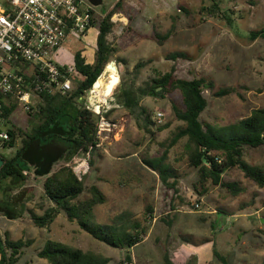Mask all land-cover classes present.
<instances>
[{
  "label": "rangeland",
  "instance_id": "rangeland-1",
  "mask_svg": "<svg viewBox=\"0 0 264 264\" xmlns=\"http://www.w3.org/2000/svg\"><path fill=\"white\" fill-rule=\"evenodd\" d=\"M116 1L91 4L93 25L86 33L67 38L61 48L72 54L83 49L86 61H93L97 24ZM213 3L218 7L215 13L209 14L202 8ZM224 14L231 19L230 23ZM112 20L114 26L107 38L117 49L111 58L117 71L104 67L96 93L91 87L82 99L96 112L115 100L113 95L120 81L115 86L112 83L110 95L105 92L111 74L117 73L120 80L123 77L127 83L133 81L138 86L172 66L177 77H206L213 82L211 90H203L207 105L200 115L202 122L219 128L244 117L253 108L264 106V40L248 37L250 30L264 28V0H123ZM169 31L170 35L159 43V37ZM171 51H184L188 56L172 59L167 55ZM71 59L67 54L65 63L70 64ZM117 59H122L121 63ZM140 60L144 65L136 71L134 66ZM226 87L233 90L225 95L215 94ZM36 100L33 96L30 103L34 105ZM94 104L99 105V111ZM140 105L146 110L143 115L138 109L130 112L119 106L109 117L105 116L111 123L106 137L90 153L81 152L73 158V167L84 177L82 198L87 196L90 184L98 185L106 197L105 202L95 206L89 220L97 233L99 225L112 222L132 233L141 231L140 240L131 247L108 245L82 229L77 221H69L63 211L49 227H37L23 200L19 219L0 218L2 235L7 231L13 240L33 239L23 247L15 264H45L46 259L38 257L37 250L48 238L99 252L109 258L106 264H121L126 253L131 254V264H222L212 250L204 251L206 246L201 242L208 238L231 264H264V186H257L233 167L224 171L222 181L238 182L243 187L240 193L233 195L210 181L204 183L203 190L196 168L188 164L183 152L182 137L169 149L166 159L178 175L177 191L167 189L143 160L159 156L165 145L160 142L166 143L183 124L173 108H182L181 94L175 89L159 96L150 90L141 96ZM158 110L164 113L161 123L154 119ZM73 111L68 105L64 117H71ZM147 115L150 122L142 128ZM34 124V118L19 102L7 123L16 136L10 146H0V154L13 155L20 145L17 127L30 132ZM160 125L165 127L158 131ZM243 157L264 169V144L245 146ZM25 188L29 207L41 212L39 205H50L42 196L41 177L29 171ZM150 203L153 211L147 213L145 206ZM133 222L138 223L137 228L130 224Z\"/></svg>",
  "mask_w": 264,
  "mask_h": 264
},
{
  "label": "trees",
  "instance_id": "trees-1",
  "mask_svg": "<svg viewBox=\"0 0 264 264\" xmlns=\"http://www.w3.org/2000/svg\"><path fill=\"white\" fill-rule=\"evenodd\" d=\"M123 0H117L112 7L107 9L97 24L95 37V52L93 61H86L82 55L83 49L73 52V62L61 64L60 68H71L68 73L72 81L70 90H53L52 92H36L27 88L36 97L35 104L30 103L27 113L35 120L30 132L17 127L20 136V145L13 155H1L3 163L0 166V215L9 219H15L22 215L21 201L26 190L25 181L28 172L35 177L42 178V196L50 201V205L42 207L41 213L34 208L25 207L29 216L37 227L47 228L53 222L60 211H63L69 221H77L82 229L100 238L108 245L115 247H131L140 240L141 231L129 232L116 223L101 224L97 233L94 225L89 220L94 215L97 204L105 202L106 197L101 188L96 184H90L87 188V196L82 198L85 190L84 177L73 167V158L78 153H90L96 148V127L100 116L109 115L119 106L127 108L130 112L138 109L143 115L146 110L140 105V98L153 91L154 94L163 96L165 92L178 90L181 94L182 108L174 106L176 116L183 124L174 131L168 141L160 142L164 150L159 156L146 158L143 163L155 171L158 178L167 189L177 191V173L174 168L166 163L169 149L176 142L185 137L183 152L187 155L188 164L195 167L198 175V183L206 190L204 183L210 181L213 185H221L228 191L237 195L243 190L236 181H222V174L227 169L237 167L245 178H249L259 187L264 186V169L253 166L243 157L245 146L258 147L264 144V106L251 109L249 114L228 123L219 128L210 123L202 122L200 115L207 105V99L203 95L204 89H212L214 84L206 77L183 78L174 75V67L169 71L159 73L147 81L144 85L135 86L134 82L127 81L122 77L113 95L114 102L108 108L96 112L89 104L82 101L84 93L92 87L93 82L102 73L105 65L117 52L116 46L109 42L107 36L112 31L114 21L112 15L116 13ZM211 14L218 9L217 3L202 7ZM93 13V10H92ZM231 22V19L224 14ZM94 23V15L90 26ZM89 28V26L87 27ZM87 28L83 33H86ZM82 33V34H83ZM171 33L159 37L158 42L167 38ZM249 39L261 37L264 40V28L249 31ZM172 59L187 57L184 51H171L167 54ZM122 59H117L121 63ZM144 65L138 61L134 68L138 71ZM22 72L26 75V82L30 87L37 76L41 74L38 67L29 63L21 64ZM27 70V72H26ZM160 90L157 91V89ZM232 88H220L215 94L225 95ZM3 96L0 93V98ZM3 102V114L6 126L10 133V139L2 143V147L10 146L16 132L10 128L9 116L19 101L7 95ZM115 104V105H113ZM70 105L74 111L71 117H64V110ZM150 122L149 116L144 117L142 128H147ZM165 125H160V131ZM151 134L152 131L147 129ZM63 161V164H58ZM172 178V179H170ZM6 180V182H4ZM25 206V205H24ZM147 213L153 211L150 203L145 206ZM138 227V223H130ZM212 241L213 255L222 264H231L227 257L219 251L212 239L205 238L201 243ZM33 242V239H11L8 232L0 233V264H15L22 249ZM37 256L46 259L45 264H106L109 258L103 254L80 247L72 246L65 242L46 239L37 250ZM132 263L130 253H126L121 262ZM21 264H28L27 262ZM167 264H173L168 262Z\"/></svg>",
  "mask_w": 264,
  "mask_h": 264
},
{
  "label": "built area",
  "instance_id": "built-area-1",
  "mask_svg": "<svg viewBox=\"0 0 264 264\" xmlns=\"http://www.w3.org/2000/svg\"><path fill=\"white\" fill-rule=\"evenodd\" d=\"M92 10L86 0H0V146L10 139L3 114L7 95L27 110L32 97L28 87L36 92L71 89V68H60L55 55L67 38L82 34L90 26ZM25 63L36 65L41 73L32 87L21 69ZM163 116L158 110L154 119L161 123ZM110 130V121L100 116L96 146Z\"/></svg>",
  "mask_w": 264,
  "mask_h": 264
},
{
  "label": "water",
  "instance_id": "water-1",
  "mask_svg": "<svg viewBox=\"0 0 264 264\" xmlns=\"http://www.w3.org/2000/svg\"><path fill=\"white\" fill-rule=\"evenodd\" d=\"M92 5H94V6H97V5H100V4H102V1L103 0H88ZM105 67L106 68H110V69H112V70H115V72L117 71V68H116V65H115V63H114V61H109L106 65H105ZM101 76V74L97 77V79L99 78ZM97 79L93 82V84H92V88L94 87V85H96V83H97ZM120 81V77H119V75L116 73V75H110V79H109V82H108V84H107V87H106V90H105V92L107 93V96L108 95H110L111 94V92H112V90H113V88H114V86L118 83ZM112 83H114L113 85H112ZM106 96V97H107ZM95 105V107H96V109L99 111V105H96V104H94ZM14 141V138L11 140V143ZM2 163H3V159H2V157L0 156V166L2 165Z\"/></svg>",
  "mask_w": 264,
  "mask_h": 264
},
{
  "label": "crops",
  "instance_id": "crops-1",
  "mask_svg": "<svg viewBox=\"0 0 264 264\" xmlns=\"http://www.w3.org/2000/svg\"><path fill=\"white\" fill-rule=\"evenodd\" d=\"M64 43V42H63ZM61 46H63V44L61 45ZM67 54H69L71 57H72V59H71V61H69L70 62V64L69 65H71V63L73 62V54L70 52H68L67 53V50H65V49H63V47L61 48H59L58 50H57V53H56V55H55V57H56V60H58L59 62H61V63H65V57H67ZM88 62H91V61H88ZM66 64V63H65ZM246 116V115H245ZM242 118V117H241ZM31 174L33 175V173L31 172ZM25 187V186H24ZM26 191L27 190H25L24 191V195L22 196V201L21 202H23V200H25V206L27 207H29V206H31L30 205V203H28V201L29 200H27V193H26ZM39 207V206H38ZM31 208H33V207H31ZM35 211H36V209H35ZM38 213H41V212H38ZM4 216L3 215H0V218H3ZM20 217H18V218H15V219H9V220H11V221H13V220H17V219H19ZM204 246H206V249H204V251L206 252V251H210V250H212V244L210 243V241H208V242H205V244H204ZM204 246H202V247H204Z\"/></svg>",
  "mask_w": 264,
  "mask_h": 264
},
{
  "label": "bare ground",
  "instance_id": "bare-ground-1",
  "mask_svg": "<svg viewBox=\"0 0 264 264\" xmlns=\"http://www.w3.org/2000/svg\"><path fill=\"white\" fill-rule=\"evenodd\" d=\"M99 85H100V84H99V79H97V83H96V85H94V87H93V88H94V90H93L94 93H96V91L98 90Z\"/></svg>",
  "mask_w": 264,
  "mask_h": 264
}]
</instances>
